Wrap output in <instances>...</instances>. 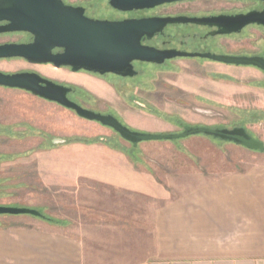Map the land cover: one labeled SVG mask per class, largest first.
Segmentation results:
<instances>
[{
    "label": "rangeland",
    "instance_id": "1",
    "mask_svg": "<svg viewBox=\"0 0 264 264\" xmlns=\"http://www.w3.org/2000/svg\"><path fill=\"white\" fill-rule=\"evenodd\" d=\"M65 1L84 6L89 14L113 19L246 11L261 4L256 0H186L123 13L111 8L107 0ZM176 28L180 29L177 26L167 29ZM29 38L26 32L2 33L0 44ZM215 39L225 52L264 53L261 26L250 25L240 33ZM138 69L137 76L120 78L72 72L67 67L33 64L22 58L0 59V71H33L72 87L71 100L84 108L110 113L132 130L171 133L180 132L187 125L242 126L264 143V75L258 69L200 59L143 64ZM196 137L203 141H192L195 137L190 136L144 141L134 147L113 129L83 119L73 110L24 90L0 86V205L35 208L50 218L46 221L56 222V215H64L67 207L93 203L95 199L90 201L88 196H101L99 192L88 194L91 189L88 186L95 184L88 183V178L79 172L96 163L80 159L108 153L127 156L135 168L153 176L158 197L132 192L127 196L126 192L114 193L106 186L99 189L105 190L107 201H129L139 206L151 200L162 201L163 195L177 197L185 188V179H189L181 177L182 173L191 177L194 172H201L202 178H214L226 174L255 177L257 172L264 171V151L201 134ZM102 211L107 219L117 216L121 222H129L130 217L140 222L145 215V209L140 208L85 207L78 211L77 217L95 220Z\"/></svg>",
    "mask_w": 264,
    "mask_h": 264
},
{
    "label": "crops",
    "instance_id": "2",
    "mask_svg": "<svg viewBox=\"0 0 264 264\" xmlns=\"http://www.w3.org/2000/svg\"><path fill=\"white\" fill-rule=\"evenodd\" d=\"M80 160L96 163L79 172L95 184L88 186V194L101 196H88L95 201L67 207L64 215L56 213V222L0 215V264H264V171L255 177L182 173L189 179L177 197L163 195L162 201L139 206L107 201L105 190L99 189L158 197L147 171L121 153ZM85 207L140 208L145 215L140 222L136 217L129 222L107 219L104 211L95 220L79 219L77 213Z\"/></svg>",
    "mask_w": 264,
    "mask_h": 264
},
{
    "label": "water",
    "instance_id": "3",
    "mask_svg": "<svg viewBox=\"0 0 264 264\" xmlns=\"http://www.w3.org/2000/svg\"><path fill=\"white\" fill-rule=\"evenodd\" d=\"M186 0H107L109 6L119 12H131ZM264 1V0H256ZM0 33L27 32L33 37L28 43H1L0 59L22 58L33 64H51L55 68L70 66L104 74L114 73L132 76L131 61L160 64L175 56L198 54L176 50H160L142 43L169 23L193 22L215 24L216 33L239 32L249 24L264 26V9L236 15H220L212 18L141 17L122 20L88 18L83 8L63 3L62 0H0ZM54 48L61 52L54 53ZM214 61L236 66H255L264 70V59L257 56L199 54ZM0 86L30 92L34 96L55 102L73 110L83 119L100 123L113 129L121 138L137 146L144 141L174 140L192 135H204L214 139L264 151V143L240 127H207L187 125L180 132L150 133L128 128L111 114L87 109L70 100V87L56 83L33 71H0ZM32 215L44 217L37 209L25 206L0 205V215Z\"/></svg>",
    "mask_w": 264,
    "mask_h": 264
},
{
    "label": "flooded vegetation",
    "instance_id": "4",
    "mask_svg": "<svg viewBox=\"0 0 264 264\" xmlns=\"http://www.w3.org/2000/svg\"><path fill=\"white\" fill-rule=\"evenodd\" d=\"M62 1H63V3L68 4V5L82 7L83 8V14L86 17L92 18V19L122 20V19H126V18H141V17H143V16H140V17H123V18H118V19L102 18V17H97L95 15L89 14L86 11L85 7L82 6V5H79V4H75L74 5V4L68 3L65 0H62ZM263 9H264V1H261V4L257 8L248 9L246 11L204 13V14L186 13V12H184V13H177V14L151 15V16H144V17L212 18V17H217V16H220V15H226L227 16V15H236V14H241V13H247L249 11H261ZM123 13H126V12H123ZM6 23H7L6 21H2V22H0V25H4ZM250 25H256V24L246 25L245 27H243L241 29V31L244 28H246L247 26H250ZM169 26H177L180 29L176 28L175 31H169L167 29ZM257 26H261V27L264 28V26H262V25H257ZM218 30H219V27L216 26L215 24L210 25L208 23L204 24V23H193V22L169 23V24H166L164 26L162 31H160L158 33H155L150 39L142 40V43L145 44V45H149V46L155 47V48L160 49V50H176V51H180V52H187V53H193V54H198V55H194V56H188V55L175 56V57L170 58V59H165L160 64L147 63V62H143V61L133 60V61H131V65H132L133 70L136 73L134 75H132V76H128V75L127 76H122V75H117V74H114V73H111V72L104 73V74H99V73L86 71V70H83V69H80L78 71H85V72L92 73L94 75H101V76L109 74V75H114V76H117V77H120V78H131V77H134V76L138 75V73L140 71L138 69V65H143V64L163 65V64L168 63V62H170L172 60H175V59H189V60L200 59V60H205V61H209V62H212V63L233 65V64H226V63L214 61V60H212L210 58L203 57V56L199 55V54H205V53L236 55V54H232V53H229V52L222 51V46L220 45V43H218V41H216L215 38L220 37V36H228V35H232V34H237V33H240L241 31H239V32H231V33H216ZM4 33H10V32H4ZM11 33H13V32H11ZM0 34H2V33H0ZM28 34L30 35V38L28 40H26V41H18V42H14V43H28V42L32 41V39H33L32 35L30 33H28ZM4 43H9V42H4ZM52 51L54 53H56V52H61L62 49L61 48H54ZM240 55L257 56V57H261V58L264 59V53H248V54H240ZM233 66H236V65H233ZM66 67L71 70L70 66H66ZM251 67H254V68L258 69L264 75V70L263 69L255 67V66H251ZM78 71H72V72H78ZM72 92H73V88L70 87V91L67 93L68 98H69V95ZM72 101H74V100H72ZM74 102H76V101H74ZM107 114H110V113H107Z\"/></svg>",
    "mask_w": 264,
    "mask_h": 264
},
{
    "label": "trees",
    "instance_id": "5",
    "mask_svg": "<svg viewBox=\"0 0 264 264\" xmlns=\"http://www.w3.org/2000/svg\"><path fill=\"white\" fill-rule=\"evenodd\" d=\"M43 218L46 219V220H48V221H50V218H48V217H46V216H44Z\"/></svg>",
    "mask_w": 264,
    "mask_h": 264
}]
</instances>
